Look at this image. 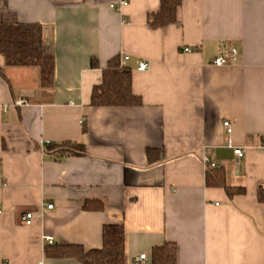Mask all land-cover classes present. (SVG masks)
Masks as SVG:
<instances>
[{"label": "crops", "instance_id": "1", "mask_svg": "<svg viewBox=\"0 0 264 264\" xmlns=\"http://www.w3.org/2000/svg\"><path fill=\"white\" fill-rule=\"evenodd\" d=\"M119 1L0 0V24H41L55 56L49 90L36 68L0 56L10 83L0 78V264H79L49 258L45 238L101 249L112 224L124 226L126 264L167 242L177 264H264V0H183L164 28L147 25L160 0L113 10ZM117 55L143 105L94 108L92 90ZM218 57L228 65L214 66ZM64 141L86 155L56 161L35 148ZM205 158L246 193L231 201L208 188Z\"/></svg>", "mask_w": 264, "mask_h": 264}, {"label": "trees", "instance_id": "2", "mask_svg": "<svg viewBox=\"0 0 264 264\" xmlns=\"http://www.w3.org/2000/svg\"><path fill=\"white\" fill-rule=\"evenodd\" d=\"M183 0H160L157 11L149 13L147 25L150 28H164L177 22L178 12ZM0 56L6 67L36 68L39 71V84L42 89H53L55 85V56L45 45L44 28L38 23L0 24ZM92 68H99L98 61L91 60ZM0 78L10 83L3 71ZM91 106L94 108L139 107L143 105L141 97L132 89V70L124 65L117 55L111 58L102 71V82L95 85L91 93ZM86 132V128H84ZM35 148L56 161L74 156H85L84 145L73 141L44 143ZM149 160H153L154 150L148 151ZM206 186L221 188L229 200L244 195L245 188L230 187L222 166L206 169ZM257 199L264 205V183L258 185ZM87 210H101L99 204H85ZM125 229L123 225H105L102 229V248L86 250L80 245H47L46 255L52 259L75 260L79 264H126ZM150 264H177V246L165 243L154 247L149 257Z\"/></svg>", "mask_w": 264, "mask_h": 264}, {"label": "built area", "instance_id": "3", "mask_svg": "<svg viewBox=\"0 0 264 264\" xmlns=\"http://www.w3.org/2000/svg\"><path fill=\"white\" fill-rule=\"evenodd\" d=\"M127 3H128V0H120L117 4H111L110 7L113 10L120 11L122 9V7L127 5ZM184 52L190 54V53H192V50L190 48H185ZM231 52H232L231 53L232 56L235 59L237 56V52L235 50H232ZM212 64L214 66H217V67H223V66L228 65V60L224 57H218V58L213 60ZM147 69H148V65L146 63H140L139 64V68H138L139 71H145ZM17 104L22 105V104H24V101L19 100L17 102ZM224 127L226 128L227 134L230 135L232 133L230 121L224 122ZM235 154H236L238 159H241L244 155V152L242 150H236ZM204 163H205L206 167L207 166H209L211 168L220 167V165L218 163L211 162L206 158L204 159ZM53 207H54L53 205H47L48 210H52ZM2 214H3V211L0 209V215H2ZM34 217H35V214L33 212H29L23 216L22 220H23L25 225L29 226L33 223ZM45 242L47 245H54V241L51 237H46ZM40 264H42V263H40ZM131 264H149V257L147 256V254H142V255L138 256L137 258H135Z\"/></svg>", "mask_w": 264, "mask_h": 264}]
</instances>
